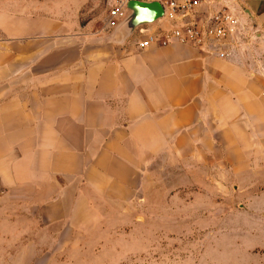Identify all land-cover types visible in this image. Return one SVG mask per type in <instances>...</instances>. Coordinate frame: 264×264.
I'll use <instances>...</instances> for the list:
<instances>
[{"label":"crops","instance_id":"1","mask_svg":"<svg viewBox=\"0 0 264 264\" xmlns=\"http://www.w3.org/2000/svg\"><path fill=\"white\" fill-rule=\"evenodd\" d=\"M232 1L245 38L208 48L108 43L43 4L0 8V198L24 195L49 226L69 193L134 201L155 161L264 170V0Z\"/></svg>","mask_w":264,"mask_h":264},{"label":"rangeland","instance_id":"2","mask_svg":"<svg viewBox=\"0 0 264 264\" xmlns=\"http://www.w3.org/2000/svg\"><path fill=\"white\" fill-rule=\"evenodd\" d=\"M24 3L64 13L75 33L105 38L117 24L116 0H0V8ZM227 172L211 160L155 161L134 201L69 193L65 217L49 226L24 195L0 198V264H264V170Z\"/></svg>","mask_w":264,"mask_h":264},{"label":"built area","instance_id":"3","mask_svg":"<svg viewBox=\"0 0 264 264\" xmlns=\"http://www.w3.org/2000/svg\"><path fill=\"white\" fill-rule=\"evenodd\" d=\"M130 0H116L110 11V22L118 24L127 14V4ZM164 8V24L155 29L142 26L138 29L136 46L146 49L153 45L167 46L173 43L194 44L201 48L213 45H228L240 43L245 38L240 14L234 8L232 0H153ZM219 3L214 9L212 4ZM206 4L205 10L200 7ZM115 24V26L117 25ZM169 25V27H166ZM211 52V51H209ZM218 55L226 56L225 50H219Z\"/></svg>","mask_w":264,"mask_h":264},{"label":"water","instance_id":"4","mask_svg":"<svg viewBox=\"0 0 264 264\" xmlns=\"http://www.w3.org/2000/svg\"><path fill=\"white\" fill-rule=\"evenodd\" d=\"M164 17L163 6L153 0H130L126 16L114 27L106 42L123 44L145 25H155Z\"/></svg>","mask_w":264,"mask_h":264}]
</instances>
